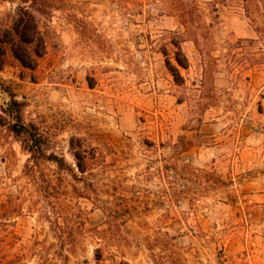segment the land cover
I'll use <instances>...</instances> for the list:
<instances>
[{
    "label": "rangeland",
    "instance_id": "374dc122",
    "mask_svg": "<svg viewBox=\"0 0 264 264\" xmlns=\"http://www.w3.org/2000/svg\"><path fill=\"white\" fill-rule=\"evenodd\" d=\"M9 96L66 166L27 175L0 126V236L23 263L264 264V0H0L1 116Z\"/></svg>",
    "mask_w": 264,
    "mask_h": 264
},
{
    "label": "trees",
    "instance_id": "16d2710c",
    "mask_svg": "<svg viewBox=\"0 0 264 264\" xmlns=\"http://www.w3.org/2000/svg\"><path fill=\"white\" fill-rule=\"evenodd\" d=\"M22 4H27L29 0H20ZM14 34L18 39V43L11 47V52L13 56L24 66L29 69L32 68L35 59L32 52L29 51V47H34L33 53L35 56L40 55V50L43 49V38L42 34L35 21L34 14L28 12L26 8H20L15 19ZM16 46V47H15ZM178 52L175 54L176 64L183 70L189 68V62L186 56L181 52L180 46L174 45ZM169 72L173 76L176 83L183 82L180 76L179 70L176 68H169ZM24 104L18 102L14 97L9 96L8 101L3 104L1 111L3 116L0 115V126L6 127L7 130L12 133L16 138L21 139L20 143L24 151L29 155L28 164L25 166L27 175H31L34 178L36 174V168L41 159L50 162L58 170L63 169L65 166V161L63 157H59L56 154L46 155L43 142V136L39 134L38 130L33 127L32 124H26L23 118ZM76 142L77 144H75ZM69 147L73 153L72 156L76 160V166L80 173H85V162L84 157L85 151L82 145V140L73 139L69 140ZM52 190L51 186H48L44 192L49 193ZM4 215V214H3ZM1 216L4 217V216ZM5 223L1 222L0 228L5 227ZM56 233H60L62 229L58 224L55 225ZM4 232L3 229H1ZM7 236H0V264H25L22 262V256L12 253L8 242L6 241ZM95 261H103L102 254L99 249L94 251Z\"/></svg>",
    "mask_w": 264,
    "mask_h": 264
}]
</instances>
